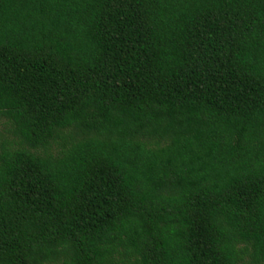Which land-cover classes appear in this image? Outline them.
<instances>
[{
	"label": "trees",
	"instance_id": "obj_1",
	"mask_svg": "<svg viewBox=\"0 0 264 264\" xmlns=\"http://www.w3.org/2000/svg\"><path fill=\"white\" fill-rule=\"evenodd\" d=\"M0 264H264V0H0Z\"/></svg>",
	"mask_w": 264,
	"mask_h": 264
}]
</instances>
